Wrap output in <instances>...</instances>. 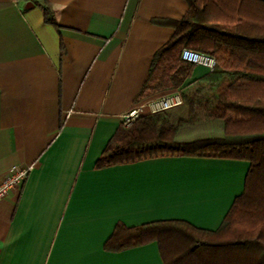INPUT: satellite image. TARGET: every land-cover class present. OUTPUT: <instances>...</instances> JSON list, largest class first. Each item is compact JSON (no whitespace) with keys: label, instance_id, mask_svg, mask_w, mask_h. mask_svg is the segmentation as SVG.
I'll return each mask as SVG.
<instances>
[{"label":"crops","instance_id":"1","mask_svg":"<svg viewBox=\"0 0 264 264\" xmlns=\"http://www.w3.org/2000/svg\"><path fill=\"white\" fill-rule=\"evenodd\" d=\"M0 0V183L28 179L0 200V264H164L157 241L104 249L116 225L183 220L218 230L244 193L245 160L163 156L97 169L137 102L155 53L186 0ZM27 6V7H26ZM208 74L195 66L189 86Z\"/></svg>","mask_w":264,"mask_h":264},{"label":"trees","instance_id":"2","mask_svg":"<svg viewBox=\"0 0 264 264\" xmlns=\"http://www.w3.org/2000/svg\"><path fill=\"white\" fill-rule=\"evenodd\" d=\"M17 1L39 6L45 22L60 29L49 0ZM186 1L183 18L159 22L174 33L155 53L138 102L192 77L183 48L215 56L214 71L183 89L181 106L120 125L96 168L163 156L245 160V190L216 231L183 220L131 228L119 222L104 249L157 241L164 264H264V0Z\"/></svg>","mask_w":264,"mask_h":264},{"label":"built area","instance_id":"3","mask_svg":"<svg viewBox=\"0 0 264 264\" xmlns=\"http://www.w3.org/2000/svg\"><path fill=\"white\" fill-rule=\"evenodd\" d=\"M181 58L187 63L204 68L207 73H212L217 63L215 56L190 48L182 49ZM182 91L183 88L180 87L173 91L137 102L121 116V124L128 128L143 115L164 112L181 106L184 103ZM33 170V166H12L8 170L7 176L0 183V200L4 199L12 190L20 188Z\"/></svg>","mask_w":264,"mask_h":264},{"label":"rangeland","instance_id":"4","mask_svg":"<svg viewBox=\"0 0 264 264\" xmlns=\"http://www.w3.org/2000/svg\"><path fill=\"white\" fill-rule=\"evenodd\" d=\"M188 82H189V81H187V82L185 83V85H187Z\"/></svg>","mask_w":264,"mask_h":264},{"label":"water","instance_id":"5","mask_svg":"<svg viewBox=\"0 0 264 264\" xmlns=\"http://www.w3.org/2000/svg\"><path fill=\"white\" fill-rule=\"evenodd\" d=\"M29 5H33V3H30ZM27 7V6H26Z\"/></svg>","mask_w":264,"mask_h":264}]
</instances>
